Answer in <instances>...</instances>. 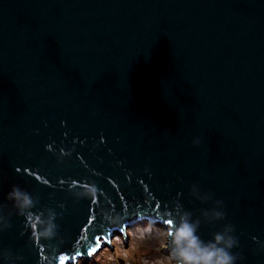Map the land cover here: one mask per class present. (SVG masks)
I'll return each instance as SVG.
<instances>
[{"label":"water","instance_id":"water-1","mask_svg":"<svg viewBox=\"0 0 264 264\" xmlns=\"http://www.w3.org/2000/svg\"><path fill=\"white\" fill-rule=\"evenodd\" d=\"M85 181L95 200L68 191ZM13 185L60 214L51 264L185 212L205 241L233 225L236 264H264V0H0V251L41 264Z\"/></svg>","mask_w":264,"mask_h":264},{"label":"clouds","instance_id":"clouds-1","mask_svg":"<svg viewBox=\"0 0 264 264\" xmlns=\"http://www.w3.org/2000/svg\"><path fill=\"white\" fill-rule=\"evenodd\" d=\"M100 142H104L103 137H101ZM192 143L198 145L199 140L194 139ZM45 148L47 151H53L51 144L45 145ZM72 151V149L65 150L61 147L57 155V162H61L63 157L71 156ZM145 172H148L147 168H145ZM148 174L151 175L150 172ZM44 184H48V181ZM68 191L76 199L95 200L100 189L95 182L85 181L79 184L71 182L68 184ZM209 198H212L211 193H209ZM6 199L11 202V209L15 211V214L25 218V229L30 230L29 238L34 246L39 247L41 264H44L45 261L51 264L50 258L57 253V245L51 242L60 241L59 225L56 223L60 214L51 207L37 209L39 199L17 185L11 187ZM214 202L220 206L221 210L213 209V219L222 221L226 215L222 210L223 201L215 200ZM59 207L63 208L64 205L61 204ZM33 209L37 210L33 211ZM11 216L12 211L7 210V205H0V231L11 227ZM190 217L191 213L185 212L178 225L171 217L167 218V235L170 238L169 255L175 261V264H236L239 256L237 253L232 252V249L238 246L234 226L225 224L220 231L213 233L211 240L205 241L198 235L200 220L192 221ZM104 219L109 225L116 226L120 223L121 216L108 211L105 212ZM33 224L35 225L34 231ZM147 230L151 232V227ZM253 240H256V238L253 237ZM41 241L46 242L45 245H40ZM256 242L261 248H264V242ZM0 257L8 264H12L15 259H19V257H13L7 250L0 251Z\"/></svg>","mask_w":264,"mask_h":264},{"label":"rangeland","instance_id":"rangeland-1","mask_svg":"<svg viewBox=\"0 0 264 264\" xmlns=\"http://www.w3.org/2000/svg\"><path fill=\"white\" fill-rule=\"evenodd\" d=\"M151 227V232L147 229ZM114 232L108 242L84 261L78 259L72 264H175L168 251L167 230L149 221L135 222L123 231ZM119 238V240H115ZM101 242V241H100Z\"/></svg>","mask_w":264,"mask_h":264},{"label":"bare ground","instance_id":"bare-ground-1","mask_svg":"<svg viewBox=\"0 0 264 264\" xmlns=\"http://www.w3.org/2000/svg\"><path fill=\"white\" fill-rule=\"evenodd\" d=\"M115 240H119V238H116ZM81 259V258H80ZM78 260V259H77Z\"/></svg>","mask_w":264,"mask_h":264},{"label":"snow or ice","instance_id":"snow-or-ice-1","mask_svg":"<svg viewBox=\"0 0 264 264\" xmlns=\"http://www.w3.org/2000/svg\"><path fill=\"white\" fill-rule=\"evenodd\" d=\"M93 251H95V249H93ZM62 264H63V261H62Z\"/></svg>","mask_w":264,"mask_h":264}]
</instances>
